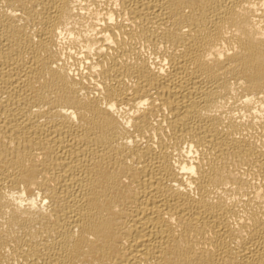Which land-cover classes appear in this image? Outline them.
<instances>
[{"label": "bare ground", "instance_id": "1", "mask_svg": "<svg viewBox=\"0 0 264 264\" xmlns=\"http://www.w3.org/2000/svg\"><path fill=\"white\" fill-rule=\"evenodd\" d=\"M0 264H264V0H0Z\"/></svg>", "mask_w": 264, "mask_h": 264}]
</instances>
